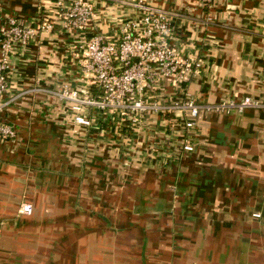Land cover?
Listing matches in <instances>:
<instances>
[{
	"label": "crops",
	"instance_id": "obj_1",
	"mask_svg": "<svg viewBox=\"0 0 264 264\" xmlns=\"http://www.w3.org/2000/svg\"><path fill=\"white\" fill-rule=\"evenodd\" d=\"M56 1L0 0V29L11 16L38 29ZM86 1L108 40L140 15ZM150 2L169 15V44L201 68L162 77L148 103L251 97L260 106L202 110L192 152L183 107L149 109L138 125L89 109L91 124L79 125L56 93L82 85L78 45L94 30L58 25L14 43L0 109L16 133L0 139V264H264V0Z\"/></svg>",
	"mask_w": 264,
	"mask_h": 264
},
{
	"label": "built area",
	"instance_id": "obj_2",
	"mask_svg": "<svg viewBox=\"0 0 264 264\" xmlns=\"http://www.w3.org/2000/svg\"><path fill=\"white\" fill-rule=\"evenodd\" d=\"M107 5L121 3L132 6L140 12L139 17L127 19L114 26L117 32L115 38H107L95 24L97 12L92 3L86 0H74L66 3L57 0L53 12L42 15L39 28L35 29L17 17L11 16L0 29V109L5 103L1 101L8 90L5 72L9 66V55L14 43L24 46L30 43L39 32L53 31L59 25L61 30L74 32H89V39L78 45L81 52L83 82L80 87L72 88L64 83L56 93L60 100L68 103L74 112V122L89 126L91 119L85 114L89 109L99 113H120L131 124L138 125L143 121V114L149 109L160 110L179 108L174 102H147L143 95L152 89L162 77L182 80L188 76H195L201 68V62L183 60L168 38L172 26L168 13L150 0H102ZM204 3L212 0H202ZM55 14V15H54ZM260 104L251 97L242 101L234 99L223 100L218 103L203 104L189 100L183 108L189 111V118L185 121L186 139L183 150L192 152L196 145L192 129L202 110L206 112L230 115L233 112H243L247 107H258ZM181 107V108H182ZM172 108V109H173ZM16 136L12 125L0 120V139L8 140ZM31 203L22 205V213L31 214Z\"/></svg>",
	"mask_w": 264,
	"mask_h": 264
}]
</instances>
